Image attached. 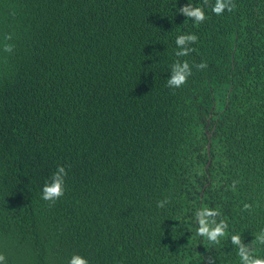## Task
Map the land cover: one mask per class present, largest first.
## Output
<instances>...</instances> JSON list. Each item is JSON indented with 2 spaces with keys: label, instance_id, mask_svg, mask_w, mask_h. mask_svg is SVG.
Listing matches in <instances>:
<instances>
[{
  "label": "trees",
  "instance_id": "obj_1",
  "mask_svg": "<svg viewBox=\"0 0 264 264\" xmlns=\"http://www.w3.org/2000/svg\"><path fill=\"white\" fill-rule=\"evenodd\" d=\"M188 2L202 5L0 0L6 264H239L228 237L197 235L195 213L218 209L245 243L264 229V0L220 16L205 7L199 25L179 14ZM189 33L196 50L177 57ZM177 60L193 74L174 90ZM61 165L65 194L52 204L42 188Z\"/></svg>",
  "mask_w": 264,
  "mask_h": 264
},
{
  "label": "clouds",
  "instance_id": "obj_2",
  "mask_svg": "<svg viewBox=\"0 0 264 264\" xmlns=\"http://www.w3.org/2000/svg\"><path fill=\"white\" fill-rule=\"evenodd\" d=\"M211 7L212 13L217 16L222 15L225 11L232 12L235 8L234 0H202L201 6H196L192 3H187L179 8V14L191 20L194 24L199 25L205 22L208 18L205 13V7ZM12 40L11 34L4 36L3 51L11 54L14 51V45L8 43ZM199 37L195 33L181 34L176 37L175 44L179 51L175 53L177 57H187L196 49L191 47L198 42ZM197 70H204L208 67L207 63L201 61L194 65ZM193 74L192 66L187 60L179 61L171 65L170 75L167 79V86L171 89H180L188 83L189 77ZM67 171L64 166H58L56 171L51 175L48 182L42 188L41 198L54 204L65 194V180ZM238 181H233L232 190H236ZM168 203L167 199L157 202L158 208H164ZM251 204H245V210H251ZM220 212L216 208L202 207L195 213V218L198 223L197 235L205 238L210 245H219L221 240L228 237L231 245L235 248L239 258V264H264V256L258 255V246L264 247V229H261L254 235V239L250 243H245L242 235L239 233L229 236V225L223 220L217 218ZM0 264H6V257L0 253ZM68 264H89V260L79 254H73L68 261ZM214 264V262H209Z\"/></svg>",
  "mask_w": 264,
  "mask_h": 264
},
{
  "label": "water",
  "instance_id": "obj_3",
  "mask_svg": "<svg viewBox=\"0 0 264 264\" xmlns=\"http://www.w3.org/2000/svg\"><path fill=\"white\" fill-rule=\"evenodd\" d=\"M210 139V135H208V140ZM208 150H209V142H208V144H207V152H208Z\"/></svg>",
  "mask_w": 264,
  "mask_h": 264
}]
</instances>
